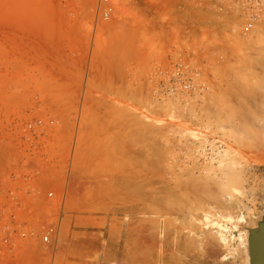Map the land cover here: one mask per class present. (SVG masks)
<instances>
[{"label": "rangeland", "instance_id": "1", "mask_svg": "<svg viewBox=\"0 0 264 264\" xmlns=\"http://www.w3.org/2000/svg\"><path fill=\"white\" fill-rule=\"evenodd\" d=\"M262 213L264 21L235 0H0V264H243Z\"/></svg>", "mask_w": 264, "mask_h": 264}, {"label": "bare ground", "instance_id": "2", "mask_svg": "<svg viewBox=\"0 0 264 264\" xmlns=\"http://www.w3.org/2000/svg\"><path fill=\"white\" fill-rule=\"evenodd\" d=\"M144 149H145V148H144ZM145 151H146V150H145ZM140 152H141V151H140ZM140 152H139V155H140ZM156 152H157V151H156ZM141 153H144V152H141ZM145 153H146V152H145ZM157 153H158V152H157ZM157 153H156V154H157ZM154 154H155V153H154ZM142 158H143V157H142ZM139 161H140V160H139ZM146 161H147V160H146ZM143 162H144V160H143ZM150 163H152V162H150ZM141 165H142V164H141ZM147 165H148V164H147ZM147 165H146V166H147ZM152 166H153V165H152ZM154 167H155V166H154ZM147 170H148V169H147ZM144 171L146 172V170H144ZM151 171H153V170H151ZM148 173H150V172H148ZM158 173H159V172H158ZM158 173H156V174H158ZM150 174H151V173H150ZM154 174H155V173H154ZM224 174H226V173H224ZM202 175L205 176V174H202ZM208 175H209L208 177H212L210 174H208ZM143 176H144V175H143ZM193 176L195 177V175H193ZM206 176H207V175H206ZM206 176H205V177H206ZM224 176H225V175H224ZM137 177H138V176H137ZM138 178H139V177H138ZM190 178H191V177H190ZM197 178H198V177H197ZM229 178H230V177H229ZM229 178L227 179L228 181H230ZM179 179H180V178H179ZM192 179L194 180V179H196V177H195V178L192 177ZM198 179H201V178H198ZM210 179H211V178H209V180H210ZM212 179H213V178H212ZM214 179H215V178H214ZM225 179H226V178H225ZM230 179H231V178H230ZM155 180H156V179H155ZM180 180H181V179H180ZM193 180H191V182H192ZM189 181H190V180H189ZM200 181H201V180H200ZM204 181H205V179H204ZM210 181H211V180H210ZM212 181H213V180H212ZM214 181H217V180H214ZM218 181H219V180H218ZM223 181H224V180H223ZM231 181H232V180H231ZM155 182H156V181H155ZM180 182H181V181H180ZM193 182H194V181H193ZM197 182H198V181H197ZM219 182H220V181H219ZM131 183H133V182H131ZM134 183H136V182H134ZM149 183H150V182H149ZM157 183H158V182H157ZM198 183H200V182H198ZM201 183H202V181H201ZM204 183L206 184V181H205ZM216 183H217V182H216ZM216 183H214V184H216ZM220 183H221V182H220ZM223 183H224V182H222V184H223ZM226 183L229 184V182H227V181H226ZM136 184H137V183H136ZM183 184H184V183H183ZM205 184H204L202 187H205V186L208 184V182H207L206 185H205ZM130 185H131V184H130ZM181 185H182V184H181ZM184 185H185V184H184ZM184 185H183V186H184ZM190 185H191V184H190ZM192 185H193V184H192ZM201 185H202V184H201ZM224 185H225V184H224ZM133 186H135V185H133ZM147 186H148V183H147ZM185 186H186V185H185ZM194 186H195V185H194ZM212 186H213V183H212ZM219 186H220V184H219ZM214 187H215V185H214ZM221 187H222V188H221ZM221 187H220V188L222 189L221 192L224 191V190H226V188L228 189V187L223 186V185H221ZM223 187H224V188L226 187V188L224 189ZM135 188H137V185L135 186ZM167 188H168V187H167ZM171 188H172V187H171ZM211 188H212V187H211ZM217 188H218V186H217ZM217 188L215 187V189H217ZM220 188H219V189H220ZM140 189H144V188H141V187H140ZM169 189H170V188H169ZM183 189H185V188L183 187ZM189 189H190V186H189ZM206 189H207V188H206ZM209 189H210V188H209ZM223 189H224V190H223ZM138 190H139V189H138ZM151 190H152V189H151ZM154 190H156V189H154ZM165 190H166V189H165ZM177 190H178V189H177ZM202 190H203V188H202ZM217 190H218V189H217ZM230 190H231L230 188H229V191L226 190L227 193L230 192ZM131 191H132V190H131ZM141 191H142V190H141ZM152 191H153V190H152ZM161 191H162V190H161ZM205 191H206V190H204L203 192H205ZM207 191H208V190H207ZM209 191H210V190H209ZM149 192H150V191H149ZM210 192H211V191H210ZM215 192H216V191H215ZM145 193H146V192H145ZM147 193H148V192H147ZM147 193H146V195H148ZM158 193H159V192H158ZM171 193H172V192H171ZM213 193H214V192H213ZM213 193H211V194H213ZM218 193H219V190H218ZM218 193H217V194H218ZM223 193H225V191H224ZM143 194H144V193H142V195H143ZM156 194H157V193H156ZM163 194H164V193H163ZM178 194H179V193H178ZM178 194H177V195H178ZM214 194H215V193H214ZM219 194H220V193H219ZM231 194L233 195V193H231ZM139 195H141V194H139ZM166 195H167V194H166ZM215 195H216V194H215ZM229 195H230V194H229ZM232 195H231V196H232ZM143 196H144V195H143ZM151 196H152V194H151ZM168 196H169V195H168ZM171 196H172V195H171ZM174 196H176V194H174ZM190 196H191V195H190ZM218 196H219L220 199H221V196H220V195H218ZM223 196H224V195H223ZM231 196H230V197H231ZM157 197H158V196H157ZM165 197H166V196H165ZM165 197H164V199H165ZM176 197H177V196H176ZM180 197H181V196H180ZM197 197H198V196H197ZM232 197H233V196H232ZM162 198H163V196H162ZM166 198H168V197H166ZM150 199H151V197H150ZM136 200H137V199H136ZM168 200H169V199H168ZM172 200H173V199H172ZM177 200H178V199H176L175 202H177ZM180 200H181V199H179L178 203H179V202H180V203L182 202V201H180ZM218 200H219V199H218ZM223 200H224V199H223ZM232 200H233V198H232ZM183 201H184V200H183ZM194 201H196V200H194ZM220 201H221V200H220ZM163 202H164V201H163ZM185 202H186V201H185ZM199 202H200V201H199ZM229 202H230V201H229ZM229 202H228V205H230ZM173 203H174V202H173ZM188 203H189V202H188ZM219 203H220V202H219ZM225 203H226V202H225ZM225 203H224V204L221 203V204L225 205ZM233 203H235V202H233ZM146 204H147V203H146ZM163 204H164V203H163ZM170 204H171V200H170L169 204H167V205H170ZM185 204H186V203H185ZM189 204H190V203H189ZM199 204H200V203H199ZM206 204H207V203H206ZM236 204H237V203H236ZM201 205H202V204H201ZM182 206H183V205H182ZM184 206L186 207L187 205H184ZM184 206H183V207H184ZM211 206H212V205H211ZM234 206H235V205H234ZM176 207H177V206H176ZM183 207H182V208H183ZM185 207H184V210L186 209ZM187 207H188V206H187ZM224 207H225V208H228V207H230V206H226V205H225ZM224 207H223V208H224ZM196 208H197V206H196ZM217 208H218V207H217ZM231 208H232V207H231ZM234 208H235V207H234ZM157 209H158V208H157ZM169 209H170V208H169ZM190 209H191V208H190ZM204 209H205V208H204ZM235 209H236V208H235ZM146 210H147V209H146ZM178 210H179V209H178ZM187 210H188V208H187ZM192 210H194V209H192ZM207 210H208V208H207ZM209 210H210V209H209ZM215 210H216V209H215ZM218 210H219V209H218ZM223 210H224V209H223ZM174 211H175V210H174ZM180 211H181V210H180ZM197 211H198V213H201V212H202V211L199 212V209H198ZM197 211H194V213L196 212L195 214L193 213L194 216L198 214ZM235 211H236V210H234V212H235ZM177 212L179 213V211H177ZM188 212H189V214H190L191 210L188 211ZM154 213H155V212H154ZM171 213H173V212H171ZM181 213H182V212H181ZM224 213H226V210L223 212V214H224ZM229 213H230V211H229ZM229 213H228V215L226 214V216H224L225 220H226V218H227V220H228L227 223L233 221V217L235 216V215H234V216L232 217V214H234L233 211L231 212V214H229ZM137 214H138V213H137ZM193 214L191 213L192 217H193ZM203 214H204V213H203ZM208 214H209V215H208ZM208 214H207V213L205 214V215H206V217H205V221H206V222H204V221H203L204 219H203V220H202L203 223H206V225L208 224L209 226H211L210 224H212V225H214V226H218V227H217L218 229H215V230H218V233H220L221 235H222V234L225 235V234H227V233L230 232V231H229V230H230V227H229L228 225H230L231 223L228 224V225H227V224H224V225H223V223L216 222V220L218 221V219H219L218 217H219V216H214L215 214H212V213L210 214V212H209ZM221 214H222V213H221ZM139 215H140V214H139ZM147 215H148V214H147ZM191 215H190V216H191ZM198 215H200V214H198ZM179 216H181V215H179ZM200 216H204V215H202V213H201ZM236 216H237V215H236ZM240 216H241V217H238V216H237L238 218H237V217H236V218H237L238 220H240V221H241V220L243 221V220H244V217H242L241 214H240ZM183 217H185V216H183ZM183 217H182V218H183ZM195 217H196V216H195ZM195 217H194V218H195ZM197 218H198V217H197ZM197 218H196V219H197ZM203 218H204V217H203ZM220 218L224 219L223 216H221V215H220ZM236 218H235V219H236ZM185 219H186V218H185ZM185 219H183V220H185ZM192 219H193V218H192ZM192 219H191V220H192ZM198 219H199V218H198ZM200 219H202V218H200ZM237 219H236V220H237ZM186 220H187V219H186ZM220 221H221V220H220ZM192 222H194V221L192 220ZM221 222H223V221H221ZM195 223H196V222H194V224H195ZM182 224H183V222H182ZM185 224H186V223H185ZM185 224H184V225H185ZM187 224H189V223H187ZM194 224H193L192 229H193V228L195 229V225H194ZM198 224H199V222H198ZM200 224H201V223H200ZM225 225H226V226H225ZM152 226H154V225H152ZM188 226H189V225H188ZM183 227H184V226H183ZM185 227H186V226H185ZM196 227H197V225H196ZM197 228H199V227H197ZM232 228H233V229L237 228V225H236L235 227H234V225H233ZM153 229H154V228H153ZM211 229H212V228H211ZM185 230H186V229H185ZM187 231H188V230H187ZM189 231H190V234H189V235L192 236V235H191V232H193L194 230H192V231L189 230ZM196 231H197V229H196ZM199 231H200V230H199ZM199 231H198V233H201V232H199ZM204 231H205V229H204ZM209 231H210V229H209ZM209 231H208V232H209ZM180 232H181V231H180ZM211 232H213V230H212ZM232 232H233V230H232ZM239 233H240V232H239ZM186 234H187V232H186ZM193 234H194V233H193ZM206 234H207V232H206ZM208 234H209V233H208ZM212 234H213V233H212ZM200 235H201V234H200ZM221 235H220V237H221ZM190 236H189L188 238H190ZM210 236H211V235H210ZM215 236H216V235H215ZM218 236H219V235H218ZM218 236L216 237V240H217L218 243H219V240H220V239H219V240L217 239ZM222 236H223V235H222ZM238 236L240 237L241 242H240V245H239V243H237V245L240 246L241 249H239V250H240V252H242V253L239 252V254H240V255L243 254V257L240 258V259H241L240 261L243 260V264H247V262H248L247 231H245V233H244V232H241V234H239ZM192 237H193V236H192ZM192 237H191V238H192ZM207 237L210 238L209 235H208ZM211 237H212V236H211ZM220 237H219V238H220ZM186 238H187V237H186ZM188 238L186 239V241L188 240ZM200 238H201V237H200ZM237 238H238V237H237ZM196 239H197V238H196ZM211 239L213 240L211 243H215V242H216L215 239H213V238H211ZM211 239H210V240H211ZM232 239H233V238H232ZM210 240H208V241L210 242ZM223 240H224V238H222V241H223ZM230 240H231V239H230ZM161 241H162V240H161ZM196 241H198V240H196ZM225 241H226V239H225ZM227 241H228V240H227ZM148 242H149V241H148ZM206 242H207V240H206ZM231 242H232V241H231ZM160 243H161V242H160ZM184 243H185V242H184ZM184 243H182L183 246L185 245ZM218 243H217V244H218ZM208 244H209V243H208ZM223 244H224V243H223ZM230 244H231V243H230ZM173 245L175 246V244H173ZM197 245H198V244H197ZM211 245H212V244H211ZM213 245H214V244H213ZM237 245H236V246H237ZM205 246H206V245H205ZM205 246H204V247H205ZM207 246H208V245H207ZM207 246H206V249H207ZM216 246H217V245H215V247H216ZM221 246H222V244L220 245V243H219V247H218V246H217V247L220 248ZM226 246H228V245H226ZM169 247H170V246H169ZM177 247H178V246H177ZM188 247H189V246H188ZM197 247H198V246H197ZM211 247H212V246H211ZM229 247H230V245H229ZM229 247H228V248H229ZM171 248H172V247H171ZM175 248H176V247H175ZM179 248H181V247H178V249H179ZM199 248H200V247H199ZM199 248H197V249L200 251ZM202 248H203V247H202ZM208 248H210V247H208ZM223 248H224V247H223ZM226 248H227V247H226ZM226 248H225V249H226ZM237 248H238V246H237ZM237 248H235V250H234V249H233V250L236 251ZM168 249H170V248H168ZM181 249H182V248H181ZM212 249L214 250V252H217V254H218V251H215L216 249H214V248H212ZM165 250H166V248H165ZM170 250H171V249H170ZM173 250H174V249H172V251H173ZM175 250H176V249H175ZM191 250H192V249H191ZM208 250H209V249H208ZM208 250H205V252L208 251ZM213 250H212V251H213ZM217 250H218V249H217ZM219 250H220V249H219ZM229 250H231V249H229ZM239 250H238V251H239ZM161 251H162V250H161ZM189 251H190V250H189ZM193 251H194V250H192V253H193ZM223 251H224V250H223ZM238 251H236V253H237ZM155 252H156V251H155ZM158 252H159V251H158ZM190 252H191V251H190ZM224 252L226 253V250H225ZM177 253H178V251H177ZM181 253H182V252H181ZM185 253H187V252H185ZM197 253H199V252H197ZM203 253H204V252H203ZM210 253H212V252H210ZM219 253H220V252H219ZM225 253H223V255H224ZM227 253H228V251H227ZM230 253H232V250H231ZM233 253H235V252H233ZM208 254H209V252H208ZM217 254H216V256H217ZM220 254H222V252H221ZM191 255H192V254H190V256H191ZM227 255H228V254H227ZM231 255H232V254H231ZM187 256H188V255H187ZM201 256H202V255H201ZM213 256H214V253H213ZM213 256H212V257H213ZM224 256L226 257V255H224ZM233 256H234V255H233ZM191 257H192V256H191ZM191 257H190V258H191ZM194 257H195V256H194ZM196 257L198 258V256H196ZM196 257H195V258H196ZM225 257H224V258H225ZM197 258H196V259H197ZM242 258H243V259H242ZM161 259H162V258H161ZM198 259H199V258H198ZM200 259H201V258H200ZM209 259H210V258H209ZM216 259H217V258H216ZM221 259H222V258H221ZM193 260H194V259H193ZM196 261H197V260H196ZM204 261H205V260H204ZM202 262H203V261H202ZM205 262H206V261H205ZM207 262H208V261H207ZM207 262H206V263H207ZM166 263H167V262H166ZM177 263H178V262H177ZM200 263H201V262H200ZM203 264H205V263H203ZM208 264H209V263H208Z\"/></svg>", "mask_w": 264, "mask_h": 264}, {"label": "water", "instance_id": "3", "mask_svg": "<svg viewBox=\"0 0 264 264\" xmlns=\"http://www.w3.org/2000/svg\"><path fill=\"white\" fill-rule=\"evenodd\" d=\"M247 231V264H264V213L245 226Z\"/></svg>", "mask_w": 264, "mask_h": 264}, {"label": "built area", "instance_id": "4", "mask_svg": "<svg viewBox=\"0 0 264 264\" xmlns=\"http://www.w3.org/2000/svg\"><path fill=\"white\" fill-rule=\"evenodd\" d=\"M238 2L241 7L243 8L245 14L248 16L249 19L252 21H264V0H235ZM111 8H107L105 10V16H109ZM53 194L50 193L49 196ZM29 234L31 236H35V232L32 231ZM23 235L25 236L26 233L24 232ZM52 232L46 231L43 235V240L45 242H49L51 240Z\"/></svg>", "mask_w": 264, "mask_h": 264}]
</instances>
